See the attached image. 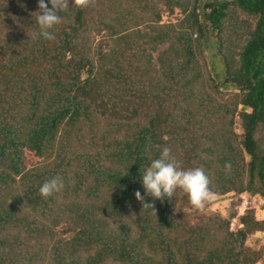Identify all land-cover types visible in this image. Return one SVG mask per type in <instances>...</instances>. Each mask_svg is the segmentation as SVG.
I'll list each match as a JSON object with an SVG mask.
<instances>
[{
  "label": "trees",
  "instance_id": "1",
  "mask_svg": "<svg viewBox=\"0 0 264 264\" xmlns=\"http://www.w3.org/2000/svg\"><path fill=\"white\" fill-rule=\"evenodd\" d=\"M38 3L0 0V264H264V0H69L50 41ZM165 146L226 215L145 194Z\"/></svg>",
  "mask_w": 264,
  "mask_h": 264
},
{
  "label": "clouds",
  "instance_id": "2",
  "mask_svg": "<svg viewBox=\"0 0 264 264\" xmlns=\"http://www.w3.org/2000/svg\"><path fill=\"white\" fill-rule=\"evenodd\" d=\"M80 2L82 3L83 0ZM38 7L39 12L33 14L38 31L34 32L31 38L33 40H53L55 29L62 22L64 11L69 8V0H47V2L39 0ZM140 173L145 194L154 200L171 198L179 189L186 194L193 207L202 209L205 201L209 200L212 195L209 190L208 177L203 169H183L173 159L171 149L167 146L160 151L158 158L151 160ZM63 188V179L55 177L43 183L39 192L41 196L48 197ZM136 198L141 199L139 191L136 193ZM145 205L153 208L150 204Z\"/></svg>",
  "mask_w": 264,
  "mask_h": 264
},
{
  "label": "rangeland",
  "instance_id": "3",
  "mask_svg": "<svg viewBox=\"0 0 264 264\" xmlns=\"http://www.w3.org/2000/svg\"><path fill=\"white\" fill-rule=\"evenodd\" d=\"M211 67H212L214 75H216V78L218 80H221L222 76L219 70L220 65L215 60L214 57L212 58V61H211ZM231 200H232V195H226L223 197L211 196V198L208 200V203H209L208 207L213 212H220L223 215H226L227 208ZM248 207H252L257 213V218L260 221H264V199L260 197L251 198L245 195L243 196V201H242L241 206L238 208L239 215L242 216ZM236 224H237V221L234 220L233 225H236ZM249 244L256 249L264 248V232L258 233L255 236H253L251 240L249 241Z\"/></svg>",
  "mask_w": 264,
  "mask_h": 264
},
{
  "label": "built area",
  "instance_id": "4",
  "mask_svg": "<svg viewBox=\"0 0 264 264\" xmlns=\"http://www.w3.org/2000/svg\"><path fill=\"white\" fill-rule=\"evenodd\" d=\"M241 216V215H240Z\"/></svg>",
  "mask_w": 264,
  "mask_h": 264
}]
</instances>
